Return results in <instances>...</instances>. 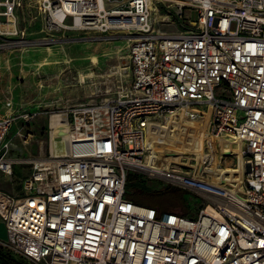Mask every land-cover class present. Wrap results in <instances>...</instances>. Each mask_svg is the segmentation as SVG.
<instances>
[{
	"label": "built area",
	"instance_id": "1",
	"mask_svg": "<svg viewBox=\"0 0 264 264\" xmlns=\"http://www.w3.org/2000/svg\"><path fill=\"white\" fill-rule=\"evenodd\" d=\"M108 1L0 0V53L66 28L134 36L129 86L118 97L58 111L64 156L47 148L42 157H11L15 117H0V172L13 183L15 164L31 167L21 194L0 190V247L26 264H264V0H153L185 20L186 30L170 34L154 29L149 0ZM28 7L37 11L26 20ZM38 17L41 39L29 33ZM35 115H20L14 136L28 141ZM181 118L207 119L213 138L242 143L240 189L173 162L144 164L157 125ZM129 174L185 190L202 207L190 218L138 204L126 195Z\"/></svg>",
	"mask_w": 264,
	"mask_h": 264
},
{
	"label": "rangeland",
	"instance_id": "2",
	"mask_svg": "<svg viewBox=\"0 0 264 264\" xmlns=\"http://www.w3.org/2000/svg\"><path fill=\"white\" fill-rule=\"evenodd\" d=\"M27 9L29 11L25 9L23 13L26 20L27 13L34 15L37 11L34 7ZM158 12L159 16H155L154 12L151 14L156 31L170 34L186 30L185 20L173 15L172 11L160 9ZM188 16L191 22L197 19L194 10H190ZM160 17L164 18V21L160 22ZM27 22L24 21L23 24ZM66 23L71 22L67 20ZM40 28L41 20L38 17L29 28L31 37H44ZM133 37L126 30H110L103 33L66 28L52 32L46 42L0 53V117H15L8 134L12 141L9 155L24 160L45 156L48 148V114L49 119L51 117L53 121L51 112L83 104H99L118 97L121 91L129 86L128 46ZM47 46L51 48L50 52L46 51ZM38 55L45 57L42 63L36 61L39 59ZM92 56L97 58L96 63L91 61ZM89 71L93 72L94 77L85 78V82L79 81L80 73L87 74ZM27 111L36 115L27 126L32 135L24 142L22 138L14 135L23 124L20 115ZM60 129L55 127L50 134L51 151L54 149L53 144L57 147L54 149L55 153L62 149L57 142L62 139ZM208 130L207 119L181 118L159 124L153 134L156 144L150 154L146 155L145 162L155 166L154 161H157L166 167L173 162L175 168L179 169L180 165H184L182 168L186 172L191 173L194 170L195 175L201 177L203 172L209 174L211 169H207L204 163L206 158L210 163L212 159L214 161V152L217 159L211 168H218L217 162L220 163L223 172L221 181L226 182L222 181L220 184H232V187L240 189L245 171L242 165V143L229 137H210ZM13 168L15 176L30 171L29 164H16ZM145 178L142 176L140 183L146 192L138 194V204L149 206L161 203L163 208L190 218L195 217L202 207L200 199L189 192L183 190V199L179 202L173 197V189L177 187L167 185L161 180ZM18 183L19 179L12 183L4 174H0V189L4 192L11 195L21 194ZM126 189L129 193H134V188L126 186ZM163 191L167 193L161 197L156 195L157 192ZM3 235L1 234V237ZM0 251L6 252L1 247ZM11 258L19 260L15 256Z\"/></svg>",
	"mask_w": 264,
	"mask_h": 264
},
{
	"label": "bare ground",
	"instance_id": "3",
	"mask_svg": "<svg viewBox=\"0 0 264 264\" xmlns=\"http://www.w3.org/2000/svg\"><path fill=\"white\" fill-rule=\"evenodd\" d=\"M99 2V4H100V6L101 7H103V8H105V7H107V6H109V5H111V4H113L112 2H110V1H108V0H98ZM70 7H71V4H70V2H68V1H63L62 2V4H61V10L62 11H66V10H70ZM149 7L151 8V14L154 12V15L155 16H159V12H158V10H157V8H156V6L154 5V2H153V0H149ZM160 22L161 21H164V18H162V17H160V20H159ZM76 24V23H75ZM48 49H51L50 47H46V51L48 50ZM48 52V51H47ZM91 59H92V62L93 63H96L97 62V60H96V57L95 56H92L91 57ZM94 77V74H93V72L92 71H89L87 74H83V73H80V80L79 81H81V82H85V78H93ZM108 100V99H107ZM107 100H104L103 102H105V101H107ZM51 114H52V116H53V126L54 127H60L61 129L60 130H62V131H60V132H62V136H60V137H62V139L60 138V140H58V136H56V138H57V142H58V144L60 145V146H62V149L61 150H59L57 153H55L54 152V149H57V147L56 146H54V144H53V151H51V145H50V134H51V127H50V131H49V136H48V141H47V146H48V148H49V151H50V153H51V155H52V157H54V158H56V157H61V156H64L65 154H67L68 153V151H67V144L65 143V139L67 138V126L65 125V123H62V122H60V120H61V117H62V115H61V113L60 112H58V111H53V112H51ZM49 126H50V121H49ZM209 131V130H208ZM209 136L210 137H213L211 134H210V131H209ZM229 138H231V137H229ZM231 139H233V138H231ZM56 142V141H55ZM57 145V144H56ZM54 152V153H53ZM241 154H242V151H241ZM44 156V155H43ZM41 157H42V155H41ZM243 158V157H242ZM144 164L146 165V166H148V167H151V165H148V163H146L145 162V158H144ZM242 165H243V159H242ZM243 169H244V167H243ZM242 169V170H243ZM242 170L239 172L240 174L242 173ZM209 174H210V176H211V181L213 182V183H217V184H220V182H224V183H226L224 180H222L221 181V179L223 178V172H222V168L220 169V168H211V170L209 171ZM244 174V173H243ZM242 182V181H241ZM229 184V183H228ZM230 186H233L232 184H230Z\"/></svg>",
	"mask_w": 264,
	"mask_h": 264
},
{
	"label": "trees",
	"instance_id": "4",
	"mask_svg": "<svg viewBox=\"0 0 264 264\" xmlns=\"http://www.w3.org/2000/svg\"><path fill=\"white\" fill-rule=\"evenodd\" d=\"M141 178H139L138 176L135 175H131L129 174L127 177V185L126 186H130L132 188H134V193H129L130 191L127 189V197L130 198L132 201L134 202H138V194H141L142 192H146V190H144L142 183H140ZM148 192V191H147ZM167 193V191H163V192H157L156 195H159L158 197H161L163 195H165ZM184 191L181 189H173V197L174 199H176V201L182 202L183 199V194ZM154 204V203H153ZM160 205V206H159ZM152 207H156L161 211H172V210H167L165 208H163V205L160 204H154V205H149ZM0 264H26L22 261L19 260H15L13 258H11V256H9L7 253H3L0 251Z\"/></svg>",
	"mask_w": 264,
	"mask_h": 264
},
{
	"label": "crops",
	"instance_id": "5",
	"mask_svg": "<svg viewBox=\"0 0 264 264\" xmlns=\"http://www.w3.org/2000/svg\"><path fill=\"white\" fill-rule=\"evenodd\" d=\"M48 52H50L51 50H47ZM37 58H39L38 60H36V61H38L39 63H42V61H43V59L45 58L44 56H37ZM96 60H97V58H96ZM91 61H92V59H91ZM30 112H32V111H30ZM49 121H50V127H51V131L54 129L55 130V127L53 126V122H52V118L50 117V119H49ZM157 126H159V125H157ZM29 131H31L30 129H29ZM21 164H26V163H18L17 165H21ZM16 165V164H15ZM14 165V166H15ZM13 166V167H14ZM13 170H14V168H13ZM30 170H31V167H30ZM30 173V171L29 172H27V173H24V174H22L21 176H15L14 175V178L15 179H19L18 177H22V176H24V175H27V174H29ZM0 174H2L1 172H0ZM5 178L7 179V177L5 176ZM8 180V179H7ZM1 190V189H0ZM3 191V190H2ZM1 234L3 235V237H1ZM4 236H5V229H4V224H3V222H2V220L0 219V238L1 239H3L4 238Z\"/></svg>",
	"mask_w": 264,
	"mask_h": 264
}]
</instances>
